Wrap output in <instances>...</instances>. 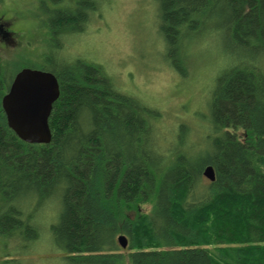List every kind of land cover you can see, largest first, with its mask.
<instances>
[{
  "label": "trees",
  "instance_id": "1",
  "mask_svg": "<svg viewBox=\"0 0 264 264\" xmlns=\"http://www.w3.org/2000/svg\"><path fill=\"white\" fill-rule=\"evenodd\" d=\"M109 1L69 0L43 22L61 89L48 144L9 126L3 98L25 66L0 51V253L46 234L74 264H264V0H153L167 64L210 67L205 112L186 106L191 122L167 131L161 108L59 41Z\"/></svg>",
  "mask_w": 264,
  "mask_h": 264
},
{
  "label": "rangeland",
  "instance_id": "2",
  "mask_svg": "<svg viewBox=\"0 0 264 264\" xmlns=\"http://www.w3.org/2000/svg\"><path fill=\"white\" fill-rule=\"evenodd\" d=\"M68 3L69 0H4L0 5V29L4 30L0 32V51L21 66L44 69L46 65L39 55L44 50L40 48L44 44L43 22L53 9H64ZM157 10L153 0H110L84 34H62L59 41L78 56L102 64L124 92L143 95L150 105L161 108L167 131L178 120L188 118L191 122L186 106L192 114L205 112V75L210 67L193 61L191 72L182 77L167 64L157 30ZM46 48L54 60L61 56L57 46ZM209 81L207 78V86ZM196 122L195 119L193 123ZM46 239L45 234L40 243L11 240L10 252L0 253V264L6 257H16L23 264H74L67 251Z\"/></svg>",
  "mask_w": 264,
  "mask_h": 264
},
{
  "label": "water",
  "instance_id": "3",
  "mask_svg": "<svg viewBox=\"0 0 264 264\" xmlns=\"http://www.w3.org/2000/svg\"><path fill=\"white\" fill-rule=\"evenodd\" d=\"M61 93L60 83L52 72L32 67L20 69L3 98L9 126L18 137L31 144H48L52 139L50 116ZM204 176L214 182V167L209 165ZM121 248L129 244L127 235L117 237Z\"/></svg>",
  "mask_w": 264,
  "mask_h": 264
}]
</instances>
